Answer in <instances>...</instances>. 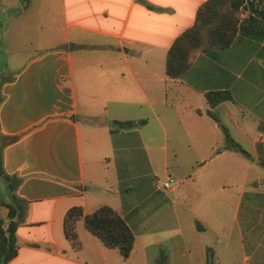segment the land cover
<instances>
[{
    "label": "crops",
    "instance_id": "1",
    "mask_svg": "<svg viewBox=\"0 0 264 264\" xmlns=\"http://www.w3.org/2000/svg\"><path fill=\"white\" fill-rule=\"evenodd\" d=\"M203 1L0 7V153L25 208L7 264H160L162 252L163 264H264V15L243 7L228 46L168 76L167 49ZM213 89L232 98L210 106ZM222 124L249 155L226 146ZM102 204L134 234L125 258L82 217L78 248L64 233L70 206Z\"/></svg>",
    "mask_w": 264,
    "mask_h": 264
},
{
    "label": "trees",
    "instance_id": "2",
    "mask_svg": "<svg viewBox=\"0 0 264 264\" xmlns=\"http://www.w3.org/2000/svg\"><path fill=\"white\" fill-rule=\"evenodd\" d=\"M264 0H204L197 8L195 20L183 30L172 42L166 52L165 71L168 76L178 77L194 61L199 52L228 46L234 39L240 27V15L243 7L264 15ZM206 100L210 106L218 102L231 99L232 95L226 89H213L205 92ZM207 112L216 119V115L208 109ZM118 127H130L137 124L135 121L115 120ZM225 133L226 146L236 148L244 154L249 152L237 143L227 127L222 124ZM16 136H11L14 139ZM264 164V162H262ZM0 176L7 180L8 190L11 192L9 200H2L6 207L4 216H0V264L7 262L16 255L18 242L16 227L20 223L25 208L14 193L19 177H12L3 170L2 153H0ZM82 217L84 225L95 234L107 247H116L122 257H127L134 244V234L124 217L109 204H102L89 212H83L80 205L70 206L63 220L66 237L74 248L81 245L76 231V220ZM164 253L159 257L163 264Z\"/></svg>",
    "mask_w": 264,
    "mask_h": 264
},
{
    "label": "rangeland",
    "instance_id": "3",
    "mask_svg": "<svg viewBox=\"0 0 264 264\" xmlns=\"http://www.w3.org/2000/svg\"><path fill=\"white\" fill-rule=\"evenodd\" d=\"M11 1L12 0H1L0 1V7L3 9V11H2V17L3 18H5L6 13H7V11L5 9H9V8H13V7H14L13 9H17L19 7L18 4H16L15 6H10L9 2H11ZM39 44H40V47H42V46H48V44H51V42L43 44V41L40 40ZM3 186H4L3 180L0 179V191H1V188H3Z\"/></svg>",
    "mask_w": 264,
    "mask_h": 264
},
{
    "label": "built area",
    "instance_id": "4",
    "mask_svg": "<svg viewBox=\"0 0 264 264\" xmlns=\"http://www.w3.org/2000/svg\"><path fill=\"white\" fill-rule=\"evenodd\" d=\"M176 183V179L171 176L168 175L164 180H163V186L165 188H172L174 186V184Z\"/></svg>",
    "mask_w": 264,
    "mask_h": 264
}]
</instances>
